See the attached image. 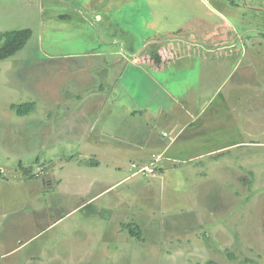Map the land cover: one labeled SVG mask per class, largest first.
Here are the masks:
<instances>
[{"label": "rangeland", "instance_id": "1", "mask_svg": "<svg viewBox=\"0 0 264 264\" xmlns=\"http://www.w3.org/2000/svg\"><path fill=\"white\" fill-rule=\"evenodd\" d=\"M24 29L32 31L25 48L0 60V213L24 185L39 190L48 171L57 176L82 160L81 130L58 136L44 128L59 104L79 108L94 81L111 82L88 112L96 131L105 111L109 118L135 102L147 113L163 107L180 129L184 112L202 114L172 135V150L185 156L154 177L132 176L137 152L124 142L120 200L110 193L68 216L83 197L49 190L32 196L33 206L31 191L27 213L49 209L43 227L58 224L22 248L0 241V264H27L32 255L41 257L33 264H264V0H0V34ZM211 34L237 46L223 53L239 58L206 61L197 45L208 46ZM32 102L24 116L12 108ZM122 119L114 128L151 150Z\"/></svg>", "mask_w": 264, "mask_h": 264}, {"label": "crops", "instance_id": "2", "mask_svg": "<svg viewBox=\"0 0 264 264\" xmlns=\"http://www.w3.org/2000/svg\"><path fill=\"white\" fill-rule=\"evenodd\" d=\"M206 39L211 41L208 46L197 45V48H200L205 52L206 55L204 56V59L206 61L213 60L219 63L220 59H223L224 61L227 60L226 57L229 58V61L231 60V58H239V56L235 53H231L230 55H224L223 53L224 50L230 48L238 49L237 46H222V44L218 43V39L215 34L209 35ZM189 45L192 46V44ZM259 48L261 49V46H259ZM241 49L242 50L240 51L245 52L247 47L242 46ZM201 58L203 57L201 56L200 59ZM215 73L219 74L220 72L215 70L213 74ZM210 78L212 79V76ZM207 80L209 81V78H207ZM90 84L92 85V83ZM94 84L95 86H93V91L91 92L89 90V85L85 87L84 91L86 92L87 96L85 95L86 98L84 99L83 104L79 103V108H71V103L69 102H66L64 106L59 104L58 107H60V109L58 110L57 107V109H55L53 113H51L53 125L44 128L46 132L50 131V133L57 134L58 136H62L63 133H74L75 129L77 128L78 131L81 130L82 132H79V134H82L80 136H83L84 140L79 146L82 149L80 151L83 157L79 158H82V160L75 159L78 160L77 165L73 169L67 168L65 173L58 172L61 169L60 168L57 171V176L55 175V172L53 170L51 172L48 171V173L44 176L45 178L43 179L39 190L34 188L25 189L27 185L21 187V191H18V193L25 194L23 202L20 201L21 196L19 194V196L13 201L12 208L10 210L6 208L5 211L0 213V241L3 244L16 243L22 248L28 244L27 241H29L30 243L31 240H34L38 238L39 235H42V233H44L46 229H49L58 224L52 223L46 226V228L45 226L43 227L44 216H46V218L49 217L44 213H48L49 209L44 211L42 207L37 208L35 206V210L31 209L30 213H27L28 209L26 207V202H28L29 200L27 199V196H29V193L31 191L35 192V194L30 196V199L33 202V206L36 205L37 202L33 200L32 196L36 198L37 193L38 197H44V194L49 190L53 192L57 190L56 193L59 196L83 197L84 202L68 211V216H73L75 213L85 210L89 205L93 204L95 201L103 198L110 193L114 194L112 195L114 199L113 201L120 200L121 195L117 193L116 190L117 186L123 183V180H121V178L117 176V174L121 173L119 172L121 170L120 165L122 163V160L124 159L121 148H123L122 146L124 145V142L130 144V146H127L126 148L132 149L134 152H137L136 154L131 153L132 155L130 156H133L134 158L133 160L131 159L129 161L130 163L135 162L137 164H145L151 161L153 155L160 156L161 163L158 170L160 174L164 173L167 168H172L171 165L175 164L181 159V157L185 156L183 148L182 150L179 149L176 152L172 150L174 147H178L174 142L175 139L172 140V138L179 135L180 132H185L186 128L188 129L192 127L193 123L191 124L189 122L194 118L200 117L202 113H199L198 117L197 115L193 117L191 111L184 112V115L186 117V122H184V124L186 125L180 129V120H172L171 118H168L169 113H166L167 110H165L163 107L158 106L157 110L155 109V111L151 113H149L148 110L147 113V109L139 107V105H137V103L135 102L133 106H135L136 108L128 110L125 113L116 110L110 114L109 118H107V112L105 111L103 115V120H106L105 125H103V127L101 128V131H96V127L91 126L93 124V121L89 118L91 115H89L88 112L91 107L95 106L94 103L99 104L98 96L101 95L103 97V95H105V92L110 90L109 86H111V82L100 83L94 81ZM189 96L194 101L196 100V97H194L193 94H190ZM102 97L100 99H103ZM80 98L81 95H78L74 98V100H78ZM68 100H72V98H69ZM101 103L104 104V101H101ZM151 108L153 109V107ZM145 114H152L155 120L154 125L141 126L136 121L138 115L144 116ZM123 115H125V118L128 119L125 121L130 122L131 127H134V129H131L132 134H136L135 137H142L141 141L145 143V145L148 144L147 146L150 145L152 147L151 150L145 151L144 146L138 144L139 139L137 140L136 138L134 139L136 142L134 141L133 144H131V139H133L132 137H128L127 134H124L125 132L121 133L118 129L114 128L115 122H122V120L124 119H122ZM112 117L114 119H112ZM109 125L111 127H109ZM76 133L77 132H75L74 134ZM139 133L140 135H138ZM141 133H143V135H141ZM172 135L174 137H172ZM39 137L40 136H38V138ZM53 137L55 136L53 135ZM34 139H37V137H34ZM211 153L212 151H207L204 154ZM189 157L191 159H194L199 156ZM52 167H54V165ZM134 175H136L135 172L134 174H132V176ZM10 178L18 179L19 181L22 180L20 175L15 176L14 173L10 175ZM25 199L27 200L25 201ZM64 203V201L61 202V204ZM27 204L31 205L30 203ZM107 204H110V202H107ZM61 220H64V218H60L59 220H57V222ZM116 220L117 218L115 219V221ZM108 223H112V220H109ZM26 231L28 233H26ZM14 240H18L19 243L12 242ZM43 249L44 248L42 247L41 251L43 253H46ZM39 258L33 257V255L30 256V258L27 257V261L28 259H30L29 263L27 262V264H33L34 262H31L33 260L37 262L36 260Z\"/></svg>", "mask_w": 264, "mask_h": 264}, {"label": "trees", "instance_id": "3", "mask_svg": "<svg viewBox=\"0 0 264 264\" xmlns=\"http://www.w3.org/2000/svg\"><path fill=\"white\" fill-rule=\"evenodd\" d=\"M32 37V31L30 29L8 31L0 34V60H6L14 57L20 51H22L28 44ZM35 105L34 103H26L22 105H12V108L17 112L18 115L24 116L29 114ZM129 232L132 237H135L139 241L142 239L141 231L139 226L129 225Z\"/></svg>", "mask_w": 264, "mask_h": 264}, {"label": "built area", "instance_id": "4", "mask_svg": "<svg viewBox=\"0 0 264 264\" xmlns=\"http://www.w3.org/2000/svg\"><path fill=\"white\" fill-rule=\"evenodd\" d=\"M151 160L152 162L150 164H137V163H131L132 170H135L136 174H142L145 176H156L158 174L159 170V163H160V156L153 155Z\"/></svg>", "mask_w": 264, "mask_h": 264}]
</instances>
